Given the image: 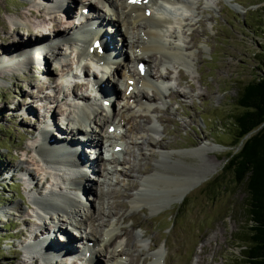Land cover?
<instances>
[{"label":"rangeland","instance_id":"374dc122","mask_svg":"<svg viewBox=\"0 0 264 264\" xmlns=\"http://www.w3.org/2000/svg\"><path fill=\"white\" fill-rule=\"evenodd\" d=\"M37 1L0 0V60L8 59L1 57L2 51L12 52L19 48V42H11L16 33L30 42L37 38L36 32L42 33L40 38L54 35L48 42L51 45L38 55L42 59L10 70L0 66L3 68L0 69V167H6L0 170V264H38L25 256V245L32 239L30 231L36 222H45L48 228L52 224L48 219L36 218L31 202L32 195L38 196L40 191L52 188L50 181L43 182L47 171H43V167L40 170L36 162L37 157L40 158L33 150L40 137L38 129L43 125V119L52 114L57 116V126L66 130L60 117L74 108L76 99L71 93L74 91L76 98L89 96L93 92L92 81L101 74L92 64L83 67L88 76L76 70V45L71 41L60 42V37L55 35L57 31L50 29L56 25L61 28L72 26L73 20L78 22L74 18L75 13L81 12V3L94 6L96 1L77 0L68 20L61 18V12L49 10L42 4L39 6ZM37 13L43 14L45 20L37 17ZM106 13V18L112 17ZM184 13L180 23H175L173 28L179 38L170 41L175 39L187 48V63L169 61L155 66L156 56H144L143 59L144 70L150 69L153 82L157 83L156 73L160 70L167 74V81L160 88L162 96L155 91L147 94L140 82H135L136 73L142 75L144 70L136 69L134 63L128 64L135 75L130 82L136 84V91L140 90L135 94L143 91L142 98L153 99L147 110L126 98L118 81L115 68L128 62L127 57L112 64L110 72L104 76V83L119 91L102 106L115 114V123L121 116L126 123L118 128L121 135H118L120 141L117 143L122 145H117V150L121 146L122 152L113 154L121 162L108 158L109 167L117 173H98V168H94V172L86 176L93 188L103 191V202H108L104 206L106 211L96 217L94 229L99 236L102 230L108 229L107 220L117 222L114 244L123 252L122 260L126 264H132L131 261L149 264L151 255L158 248L164 251L159 264H245L243 249L251 226L249 194L246 182L237 181L226 163L228 154L234 150V119L241 112L238 94L246 83L264 76V0H194L191 9ZM12 27L18 30L11 35ZM106 29L113 31L108 25ZM132 36L129 34V40ZM130 46L126 50L128 56L135 53ZM22 51L24 49L13 54L20 53L22 57ZM145 61L150 63V68ZM79 81L83 86L77 88L74 85ZM38 84L43 87L41 94L47 98L36 99L29 95H36ZM19 105L23 110H17ZM26 105L31 108L29 114H24ZM149 121L156 126L154 131H149ZM88 129L95 128L90 126ZM114 129L111 126L109 131ZM62 131L53 128L54 134L49 133L48 137L55 140V135L58 137ZM72 136L81 137L77 132ZM99 138L102 147L97 153L111 157L115 143L108 138ZM149 138L162 143V147L151 150L146 146ZM109 143L112 144L108 146ZM203 144L212 149L197 151ZM159 149L168 151L173 163L165 165V173L160 174L161 189L156 186L145 188L143 192L146 197L164 198V203L156 209L149 204L131 208L129 196L139 188L141 180L147 179L149 184H154L149 175L156 169ZM95 154L92 151L88 155L95 157ZM24 169L31 170L28 180L32 179V184L22 178L26 174ZM13 173L15 175L10 178ZM166 190H170L172 196ZM177 191L185 192L180 201H176ZM87 196L90 198L88 203L97 205L94 194ZM120 203H125L126 207H121ZM15 204L20 206L19 212L10 209ZM107 213L113 216H106ZM56 217V223L64 229L65 223L59 222V213ZM79 230L83 231V228ZM136 233L142 235L139 236L141 240ZM91 239L89 241H94ZM76 241L79 244L80 239H74V243ZM110 249L111 246L106 251ZM80 257L82 254L79 253L68 260L63 258L59 264H80ZM93 259L96 264H106L101 254Z\"/></svg>","mask_w":264,"mask_h":264},{"label":"bare ground","instance_id":"6f19581e","mask_svg":"<svg viewBox=\"0 0 264 264\" xmlns=\"http://www.w3.org/2000/svg\"><path fill=\"white\" fill-rule=\"evenodd\" d=\"M52 1L53 0H42L41 3H39L40 1L38 0L37 3L39 6L42 4L44 7L45 6L48 7L49 10L54 9L58 12H61L59 13L61 15V18L68 20V16H70L72 8L77 0H70L71 3L69 1L64 2V0H54V2ZM95 1L96 3L94 6H91L90 4L83 5L84 3H81L80 14L75 13L74 19H79L80 17H82L84 21V22L82 21L83 22L82 25L80 24V26L78 27L75 26L76 20H73V24L70 27L67 26L66 28H61L59 25H56V27L52 26L50 27V29L52 31L54 30L57 31L55 32V35L60 37L59 40L63 39L64 41H71V44L73 43L74 45H76L74 46L75 47L74 53L76 56L75 59H77V66L75 69L82 71L83 76H88L86 71H84L83 67L86 65L88 66V64H92V66L95 65L94 63H97L98 59H101L102 61L106 62L108 58H112L113 56H118L119 60L118 61L115 60L113 62L114 64L120 62L121 57L122 58L127 57L128 62L120 63L115 68L116 75L120 79L118 81H120L122 87L124 88L123 90L124 96L129 100L136 102L135 106L139 105L140 108H142L143 110H147V107L150 106L149 104H151L153 99L152 97L144 98V96L142 98V95L144 93L143 91H141L138 95L135 94L140 90L136 91L134 86L136 84L134 82H130L135 75H133L132 72H130L128 64L134 63L135 68L137 69L139 68L138 64H142V65L144 64L143 61L144 56L150 57L152 55H154V57L156 56V58H154L155 66H158L159 64L161 65L165 64L166 62L169 61L187 63V61L185 60V51L187 48L175 42V39L174 41H170V40L171 38L174 37L179 38V35L174 32L176 30H173L174 24L180 23L182 15L184 16L185 15L184 12H187L191 9L194 0H163V1L161 0H95ZM51 2L56 4L48 6V4H50ZM166 2L172 4H170L169 6H164ZM177 6H180L181 8L180 10L175 11V8H177ZM93 7L94 9H92ZM106 12H109L112 15V17L109 18L108 16L106 18L105 16L108 15V13ZM174 12H176V15L173 14ZM179 12H181L180 15L178 14ZM36 16L40 17L41 19H44L43 14L37 13ZM99 22H101V26H100L101 31H99V33L101 34L100 37H96V31L89 30L82 40H76V38H74V33H76V31L77 32L85 31L91 25H95ZM104 22H106L108 26L113 28V31H110L111 34H109V31H107L106 27L104 30L105 32L104 31L102 32V24ZM15 29L18 30L17 28L12 27V30H10L11 35L16 32ZM16 34H17L15 35L16 38L11 40V42L13 43L19 42L20 43L19 48L15 50L12 49V52H9V50L6 51L4 49L5 51H2V53L4 54H1V57L4 56V58H8V59L4 60L1 58L0 66L2 65L8 68L9 70L13 69L14 67L21 68L25 65H28L29 62L30 64H32L35 63L36 60L42 59L38 57L40 53H38L37 50L41 52L43 50L42 48L46 47L45 45L50 40H52L54 36V35H49V36H44L45 38L43 37L40 38V36H42V33L36 32L35 36L37 38L33 39L34 41L30 42L24 38L21 39L22 35L18 33ZM129 34H133V36L130 38L131 40H129ZM117 38H119L118 41ZM95 42H97V45L95 44ZM129 44L131 45L130 47H132L131 49L133 51L135 50L134 51L135 53L132 56L131 55L128 56V54H126V50L128 48L127 46ZM26 45H30V46L26 47ZM121 46L123 47V50ZM23 49L24 51H22V57L20 56L21 55L20 53L19 55L13 54L16 51H21ZM86 56L90 57V59L88 58V60L90 61L87 63L84 62L85 61L84 58ZM82 57L84 58L82 59ZM188 61H189V57H188ZM145 64L147 65V67L150 66L149 62L145 61ZM162 68L164 69V67H160V69ZM0 69L3 68L0 67ZM107 71L110 72L109 70ZM100 73H101L100 77L97 76L95 77V79L96 80L99 79L100 82L104 83L103 79H105L104 76L106 75L107 72L105 71ZM156 74L157 76L156 75L155 76L157 77L156 79L157 82L158 80L161 81L163 80L165 84L168 78L167 74L162 72L161 70L159 73ZM75 76H79V74L75 73ZM136 76H137L136 77L137 80L135 82L137 84L138 82H140L139 84L142 86L143 89H145V91H147L146 92L147 94L148 91L150 92L155 91L159 96H162V92H161L162 89L160 88L164 84L163 82H159L158 84L152 81L153 77H152V73L150 72V69L147 68L146 70H144V73L142 75L140 73H136ZM180 77L183 78L182 75ZM109 82L112 83L110 79ZM74 86L80 88L83 86V83L79 81L75 83ZM41 89H43L42 85L38 84L35 89L36 95L35 96L33 94H29V95L33 96L36 99H41V98L45 99L46 96L44 94H43L44 96L41 94ZM92 91L93 92L90 93L89 96L83 95L80 98L78 97L76 98V96L74 95L75 94L74 91L71 93L72 98L76 99V101L73 102L74 108L69 109L66 112V114H63L60 117L62 123L64 125H67L65 132L63 131V137H56L55 135V138L57 139L52 140L50 139V137H48L49 135L47 134L46 136H44L42 143L39 142L40 137H38L36 145L33 146L34 152L37 153L40 160L43 162V165H40L41 162L37 157L36 162L40 166V170L42 169L43 171L46 170L47 171L46 174L49 175L51 173L48 170H50V168L52 167L53 168L57 167L55 168L57 170L55 172L56 173L55 176L57 177H53V179L55 180L56 183H58L59 182L58 179L59 180L63 179V175L70 177L68 181V183L70 184V187H68L69 189H64L60 187L54 190L49 189L46 192L44 191L45 193L43 191L42 192L40 191L39 194H37L38 196L36 195L31 196V202L35 204L36 208H40L41 211H45V213H53V215H55V213H59V217L61 216L59 222L63 221V223H65L64 221H69L73 223V229L77 233V235H74V233H70L67 229H62L61 233H63V235L66 236L67 238V242L65 244L59 242L60 240L55 237V239L58 242L55 241L56 243L54 244H56V246L58 245V247L63 250L62 252H64L65 249H68L69 251L70 250L73 251V253L69 257L68 254L70 252L69 253L66 252V256L64 255L65 257L64 256L61 257L62 259L64 258L65 260H68L73 258L74 250L75 248H78L76 247V245L85 244L86 247L84 252L89 251V253H87V255L86 253L83 252L80 253L82 254V257H80L81 259L80 264H91L92 261L91 258L92 257L94 258L99 254H101L104 257V262L106 264H126L122 260L123 252L118 246L114 244L115 243L114 241L117 238V235L115 233L117 229L116 227L117 222L115 223L113 221L107 220V225L109 224L108 229L102 230V233L100 232V235L96 236V232L94 229V222L96 221V217L99 215L100 212L106 211V209H104V206L105 204L108 205V202L106 203L103 202V191L100 188L99 189L93 188L90 185V179L88 181V177L86 178V176H88L90 172H94V168L95 169L98 168L97 169L98 173H100L101 171L102 172L109 171V173H115V174L117 173L116 169H111L106 165H109L108 158L113 159V162L116 159L117 161L119 160L121 162V159L118 156L113 157V154L119 155L120 154L119 152H122L121 146L119 147L118 150L116 149L115 146L122 145L120 144V142L119 144L117 143V141H120L119 136L121 135L119 133L118 128L122 125H125L126 120L124 119V117L121 116L119 121L115 123L113 120L114 119L113 116L115 114L113 113L110 114L108 107L102 106L105 101L106 102L109 101L108 99L109 94L115 96L116 92L119 91L118 89L110 88L109 91H107L108 94L104 92L103 95L101 93L102 94L101 97L95 90L94 86ZM96 100L100 101V103H98ZM34 101H41V100H34ZM16 108L17 110L18 109L23 110L22 109L23 107H20V105ZM24 109H25L24 114H29L31 112V108L28 105H26ZM32 114H34V112ZM53 116L54 115L50 114V116L44 118L43 124L45 123L46 126L50 124L54 128V131L56 130L59 131L62 128L57 126L56 123L57 116L54 117ZM65 121L67 122V124L65 123ZM149 122H150V125L148 127L149 131L150 132L154 131L156 129V126L151 121ZM90 126L95 129L92 130L88 129V127ZM111 126L115 128L113 132L109 131ZM95 130H97L98 132L95 133L96 132ZM71 132L79 133L81 135V138L84 139L85 147H88V149H82L81 152L78 154L74 146L76 142L79 143L80 140L78 139L79 137L75 138L74 136H72ZM52 134L54 133L51 132V135ZM100 136L105 139L108 138L111 140L110 142L115 143L112 146L113 147L112 152H110L111 157H106L102 155L100 156L97 153L98 150L100 151L99 148ZM112 143H109L107 145L110 146ZM76 146H80V145H76ZM146 146H148L152 150V148L154 149L161 148L162 143L154 140L153 138H149L147 140ZM210 149H212L211 146L203 144L199 147V149H197V151L199 150L209 151ZM92 151L96 153L95 157L92 156L90 157V155H88L89 152ZM145 154L146 153H144V155ZM159 156L160 158L157 159L156 169L151 175H149L150 179L153 180L154 184H149L147 179L141 180V182L139 183V188L134 193H132L131 196H129L131 208H134L141 204H149L151 205L152 209H156L159 208L161 203H164V198L160 199L159 197L156 196L146 197L144 196V192H143L145 188L147 189L154 188L156 186H159L160 189L162 188V186H160L158 183L159 182L158 180L161 176L160 174H164L165 171L163 169L165 165L169 164L170 166V164H172L173 161H170L169 152L166 150L161 149L159 151ZM95 161H97L96 162L97 164L95 163ZM116 164L120 165L119 162ZM5 168H6L5 166H2L0 167V170L2 169L5 170ZM24 170L26 174L25 176H22V178H24L26 182L28 183L31 182L32 184V179L28 180V175H30L31 170H27V169ZM14 175L15 173H13V175H11L10 178H12ZM45 177L46 176H44L43 179H45ZM40 180H42V178ZM34 186L37 185L34 184ZM76 189H78L80 193H76L75 191ZM166 191L168 194L172 196L170 190H166ZM33 192H34V188H33ZM90 193L94 194L95 196L94 200L97 201V205H95L94 203L91 204L88 203L89 197L87 196V194L89 195ZM182 193L183 191L182 192L177 191L176 194L179 195V197H181L180 195ZM166 197L167 195L165 196V198ZM119 205L121 207H126L125 203H120ZM10 209L19 212L20 206L15 204V206L10 207ZM35 216L38 218V216L41 215L39 213H36ZM106 216H113V215H111V213L110 214L107 213ZM39 219L42 220V218ZM35 225L36 226H34L33 231H30V233L32 234L33 232H35V234L38 235L41 232H45L48 229V227H46L45 222H41V223L37 222L35 223ZM55 226L59 228L63 227L61 224L58 223H55ZM80 228H83V231H80L79 230ZM139 236L142 235H137L136 233V237H138V239L141 240ZM90 237H92L94 241H89ZM77 238L80 239L79 244L77 241L74 243V239L76 240ZM83 238H84V243H82ZM43 241L44 240H40L39 242L36 241L35 246L32 247L30 246L31 248H29V246L27 245L26 249H27V255L29 256L28 258H31L36 262L38 261V264H57V263L59 264L60 262H62V259L60 260L56 257H52V256L58 257L59 255L58 252L49 253L48 251H43L38 253L39 252L38 248L40 247V244ZM110 246L111 249L110 251L107 252L106 249ZM161 249L162 248H158L154 251V253L151 255L152 259L149 262V264H159V262L163 257V252H164V251L162 252ZM33 254L38 255V257L34 258ZM133 262L131 261L130 263L133 264ZM92 264H96V261H94V259L92 261Z\"/></svg>","mask_w":264,"mask_h":264},{"label":"trees","instance_id":"16d2710c","mask_svg":"<svg viewBox=\"0 0 264 264\" xmlns=\"http://www.w3.org/2000/svg\"><path fill=\"white\" fill-rule=\"evenodd\" d=\"M264 61V59H263ZM234 150L227 169L245 181L249 194L250 232L243 249L245 264H264V76L246 83L237 97Z\"/></svg>","mask_w":264,"mask_h":264},{"label":"water","instance_id":"95a60500","mask_svg":"<svg viewBox=\"0 0 264 264\" xmlns=\"http://www.w3.org/2000/svg\"><path fill=\"white\" fill-rule=\"evenodd\" d=\"M184 194H185V193H183V194L181 195V197H179L176 201H180V200L183 198Z\"/></svg>","mask_w":264,"mask_h":264}]
</instances>
